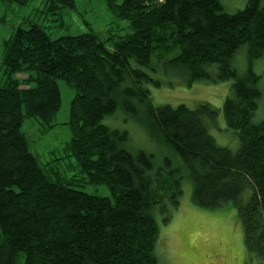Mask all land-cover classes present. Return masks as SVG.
<instances>
[{"label":"trees","instance_id":"1","mask_svg":"<svg viewBox=\"0 0 264 264\" xmlns=\"http://www.w3.org/2000/svg\"><path fill=\"white\" fill-rule=\"evenodd\" d=\"M34 1L1 0L7 12ZM105 2L131 34L102 40L90 29L53 40L49 18L74 10L76 0H46L3 42L0 264H160L155 217L168 222L185 179L198 207L236 209L247 254L264 264V121H253L262 97L253 67L264 58V0L233 14L221 0ZM242 51L243 72L235 66ZM160 66L183 71L190 83L232 82L222 112L240 141L237 152L210 134L218 109L208 103H152L146 85H161L153 76ZM59 81L75 91L65 151L81 175L72 179L40 163L21 132L25 119L37 121L42 134L55 127ZM118 110L174 153L178 167L167 160L157 169L154 155L130 148L127 131L103 123ZM77 182L106 186L111 198L80 191Z\"/></svg>","mask_w":264,"mask_h":264},{"label":"rangeland","instance_id":"2","mask_svg":"<svg viewBox=\"0 0 264 264\" xmlns=\"http://www.w3.org/2000/svg\"><path fill=\"white\" fill-rule=\"evenodd\" d=\"M45 1L35 0L27 7H14L7 12L0 0V62L3 58V42L8 39L12 29L33 9H42ZM248 1L221 0L225 11L231 14L243 10ZM50 20L54 21L47 22L48 26H52L49 32L53 40L62 36H78L90 29L102 40L110 38L111 35L125 36L132 33L128 21L116 19L108 10L105 0H76L74 10H64L48 21ZM59 24L64 26L61 27ZM112 44L109 42L108 47H112ZM236 63V68L241 72L246 69V54L243 51L237 55ZM253 68L260 76L259 88L262 92L258 110L253 118V121L259 124L264 121V58L255 61ZM1 71L0 63V82ZM209 72L217 74L215 67ZM153 76L155 80L161 81L160 86L152 83L146 85L155 106L175 108L185 105L194 108L197 103H208L218 109L216 125L212 126L209 123L210 134L220 147H226L234 153L239 150L240 141L234 131L226 128L222 112L223 104L230 93L231 81L190 83L183 71L165 66H160ZM59 88L61 108L54 119L55 127L42 134L37 121L25 119L21 132L26 135L30 150L40 163L44 165L51 163L50 166L61 177L72 179L75 175H81L76 159L68 157L65 151L72 139L69 121L75 91L63 81H59ZM103 123L111 129L127 131L130 148L134 152L144 151L154 155L157 169L166 167L167 160L175 167L180 164V159L174 153L150 139L143 128L128 120L121 110H118L114 117L105 118ZM77 184V189L87 194L111 198L106 186L83 182ZM182 190L178 208L174 211L169 209L168 222L162 221L165 216L158 213L155 217L159 232L156 256L160 264H262L247 254L243 227L237 219L234 207L226 206L219 209L198 207L192 200L193 186L188 179L183 181Z\"/></svg>","mask_w":264,"mask_h":264}]
</instances>
